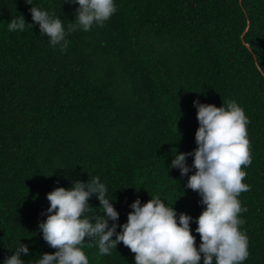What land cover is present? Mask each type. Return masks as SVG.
Masks as SVG:
<instances>
[{
    "label": "trees",
    "instance_id": "16d2710c",
    "mask_svg": "<svg viewBox=\"0 0 264 264\" xmlns=\"http://www.w3.org/2000/svg\"><path fill=\"white\" fill-rule=\"evenodd\" d=\"M32 2L75 23L70 0ZM115 2L102 25L66 33L61 51L32 22L26 0H0V262L20 237L25 261L55 251L38 228L49 214L46 193L94 175L115 197L117 231L137 196L143 203L155 194L193 217L198 246L194 218L204 205L185 187L195 168L182 176L169 166L172 150L197 147V99L235 100L248 117L251 162L241 167L250 187L238 196L246 208L238 215L249 255L241 264H264V0ZM21 14L25 28L9 31ZM88 200L103 214L94 194ZM84 239L88 264H134L123 242L100 254Z\"/></svg>",
    "mask_w": 264,
    "mask_h": 264
},
{
    "label": "clouds",
    "instance_id": "9594fccd",
    "mask_svg": "<svg viewBox=\"0 0 264 264\" xmlns=\"http://www.w3.org/2000/svg\"><path fill=\"white\" fill-rule=\"evenodd\" d=\"M26 2L31 5L32 22L38 23L48 43L59 46L61 51L68 46L66 33L102 25L116 11L115 0H70L77 4L75 23L65 26L53 12L33 4L32 0ZM25 22L21 14L10 18L6 27L9 31H22ZM193 104L197 109V147L187 152L172 150L169 166L177 167L182 176L195 168L185 187L197 191L199 203L204 205L194 218L197 225L194 231L200 237L198 246L190 228L193 217L185 212L177 216L172 204L155 194L143 203L137 196L129 205L127 220L119 224L117 231L119 212L111 202L115 197L110 198L113 196L108 194L107 185L94 175L46 193L50 203L45 211L49 214L38 222V228L43 240L55 251L42 252L35 261H25L21 253L28 254L29 247L20 237L14 251L0 264H88L81 246L86 235L95 240L100 254H110L118 242H123L134 252V264H198L201 256L203 264H241L249 255L248 236L240 227L244 221L238 215L246 211L238 196L250 187L243 181L246 170L241 167L251 162L248 117L235 100L216 106L194 99ZM187 156L193 157L191 165L186 162ZM93 194L103 214L91 213L88 198Z\"/></svg>",
    "mask_w": 264,
    "mask_h": 264
}]
</instances>
